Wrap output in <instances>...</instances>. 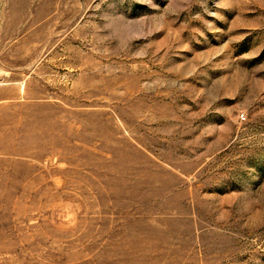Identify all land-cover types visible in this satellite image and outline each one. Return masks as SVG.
Returning a JSON list of instances; mask_svg holds the SVG:
<instances>
[{
    "label": "rangeland",
    "instance_id": "obj_1",
    "mask_svg": "<svg viewBox=\"0 0 264 264\" xmlns=\"http://www.w3.org/2000/svg\"><path fill=\"white\" fill-rule=\"evenodd\" d=\"M0 264H264V0H0Z\"/></svg>",
    "mask_w": 264,
    "mask_h": 264
},
{
    "label": "built area",
    "instance_id": "obj_2",
    "mask_svg": "<svg viewBox=\"0 0 264 264\" xmlns=\"http://www.w3.org/2000/svg\"><path fill=\"white\" fill-rule=\"evenodd\" d=\"M241 117H244L243 114H241Z\"/></svg>",
    "mask_w": 264,
    "mask_h": 264
}]
</instances>
